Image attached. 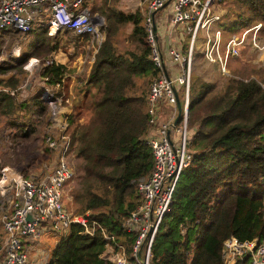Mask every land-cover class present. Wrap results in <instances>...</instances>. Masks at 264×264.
Masks as SVG:
<instances>
[{"label":"trees","instance_id":"16d2710c","mask_svg":"<svg viewBox=\"0 0 264 264\" xmlns=\"http://www.w3.org/2000/svg\"><path fill=\"white\" fill-rule=\"evenodd\" d=\"M213 3L216 12L224 11L220 26L228 38L258 23V33L264 34V0ZM97 8L106 19L101 28L104 38L89 72L78 78L76 98L69 95L68 76L62 82V77L74 71L72 57L68 64H46L60 46L46 27L39 29L30 57L40 59L36 78L42 87L24 94L18 77L0 78V125L16 129L21 139L29 138L34 133L33 115L38 114L42 117L41 151L53 156L54 150L45 142L51 131L50 110L40 96L45 87L62 84L70 110L60 115L66 120L70 151L79 160L77 185L70 191L74 212L89 211V219L120 238L130 252L133 236L122 223L140 202L138 179L147 176L153 166L151 149L145 143L149 130L147 97L159 69L150 60L139 9L124 12L107 0ZM127 24L130 32L121 40L120 30ZM42 30L44 34L39 33ZM72 37L75 52L89 39L87 34L81 41L78 35ZM179 40L185 51L186 39ZM22 62L25 60L0 65V74L25 72ZM222 77L211 82L191 72L187 138L192 159L179 175L155 236L151 264H224L226 239L264 238V65L250 75L232 71L222 73ZM23 158L29 164V157L23 155L14 168L27 176L25 165L20 164ZM3 235L2 231L0 243ZM104 244L99 231L84 235L79 225L71 224L68 234L57 239L47 264H106L100 257ZM248 262L246 256L235 264Z\"/></svg>","mask_w":264,"mask_h":264},{"label":"built area","instance_id":"2783aa9c","mask_svg":"<svg viewBox=\"0 0 264 264\" xmlns=\"http://www.w3.org/2000/svg\"><path fill=\"white\" fill-rule=\"evenodd\" d=\"M88 2L0 0V32L16 31L26 37L35 17L50 13L46 22L49 34L51 28H64L78 36L87 34L89 42L96 45V53L104 38L101 28L105 21L102 15L91 11ZM213 4V0L140 1L149 57L159 72L149 85L147 97L149 130L145 143L151 149L153 166L147 176L138 179L136 188L140 202L122 223L124 230L133 236L130 252L120 238L90 220L89 211L78 214L65 204L64 189L75 174L71 163L74 155L65 132L66 120L60 115L70 110L68 99L63 85L57 83L45 87L40 96L50 110L51 131L45 142L55 152L52 165L48 167V173L16 174L6 181L5 191L12 193L8 204L0 201V225L4 233L0 243V264H47L48 250L40 247L41 237L47 233L58 235L57 239L66 236L71 224L79 225L84 235H93L97 231L102 234L105 244L100 257L106 264H151L155 236L169 209L179 175L192 159L188 150L187 121L192 59L198 35L204 44L203 57L216 64L223 74H229V60L239 55V47L248 34H252L250 44L253 48L264 49V43L259 44L257 38L261 23L224 41L220 26L222 11L216 12ZM179 36H187L185 51ZM52 58L45 63L57 64ZM66 76L62 77V82ZM56 90L61 93L57 95ZM179 92L182 94L181 112L174 124ZM163 101L169 105L170 113L168 119L158 124L157 114ZM246 256L248 264H264V238L239 241L230 237L224 241V264H235L237 259Z\"/></svg>","mask_w":264,"mask_h":264},{"label":"rangeland","instance_id":"374dc122","mask_svg":"<svg viewBox=\"0 0 264 264\" xmlns=\"http://www.w3.org/2000/svg\"><path fill=\"white\" fill-rule=\"evenodd\" d=\"M140 1L141 0H107V3L116 7L121 11L131 13V12H135L136 9H139L141 11ZM102 2L103 0H89L87 5L90 7L91 11L96 12L99 15H102L106 23L105 15L103 14L100 8H97L102 6ZM130 29H131V25L127 24L125 27H123L120 30L119 36L121 40L127 38L126 36L130 32ZM50 30L51 32H53L54 29L51 28ZM243 31L244 30L242 29L234 34L241 35ZM44 32L45 31L42 30L39 33L44 34ZM66 33L64 34L65 41L63 45H58L60 46V49L64 53H67L68 57L71 56L73 61H75L79 55L85 57L86 61L90 59L93 60V56L95 54L94 49L96 45L95 44L92 45L87 39L83 42V44L82 42H80V44L82 45L79 51L75 52L74 47L73 49L69 48L73 46V37H72L73 33H71L70 31H67ZM222 35H223V40L228 39V36L226 35V33H223V31H222ZM251 35L248 34L245 38L244 44L239 47V55L236 56V58H231L229 60L228 63L229 72L233 71V73L235 74L236 71H240L243 72L244 75L248 73L250 75L254 68H258L264 65V49L259 50L251 46L250 44ZM35 38L36 37H30L27 35L26 39L24 38L21 39V36L19 34H14L13 31L0 32V65L6 66L10 64H16L17 61L20 59L25 60V62H22L23 63L22 69L25 72L18 74L16 73L15 70H10L1 73L0 78H4V77L7 78L11 75H15L16 77L19 78V85H20L19 88H21V90L25 92L24 94L29 92L31 93L37 92L39 91L38 89L42 87L41 81H39V79L36 78L39 70L38 62L35 63L34 61L35 59L36 61H39L40 59L35 57H30L31 56L30 52H34L35 51L34 46L37 45ZM82 38H83L82 36H79L77 40L81 41ZM257 38L259 39L258 40L259 44L264 43V34L259 32ZM53 41L55 42L54 39ZM87 44H88V48L86 47ZM203 46H204L203 41L198 35V39L194 47V53L192 59V73L200 76L202 79L211 82L214 81L218 82L223 78L222 73L219 71L216 64L209 63L203 57L201 53ZM83 57L81 59L85 62ZM45 58L46 56L43 59ZM31 62H34L35 64L33 63L31 65ZM72 62L70 63L71 67H72ZM65 63L68 64L69 62L66 61ZM85 64L86 62L83 65ZM25 65L27 66L25 67ZM31 90H33V92ZM35 115L36 114L33 115V120L35 124L32 126V131H34V133L33 135L31 134L29 138L21 139L18 136H16L15 134L16 129L6 128L0 125V182L3 181L2 183H0V201H2L4 204L6 203L8 204V201L11 199V193H12L11 190L5 191V188L7 186L6 181L9 180L10 178H13L14 175L16 174L23 176L22 174H20V171L14 168L15 164L17 163V160L22 158L23 155H27L30 159L29 164L27 163V160L25 158L20 160V164L25 165V170L27 172V175L32 173H40V172L48 173V171H50L48 167L52 165V156H49L41 151L42 145L40 143V135H41L40 131L42 127L41 125H39L40 123L39 121H41L42 117L41 116L37 117L39 116L38 114L36 115V117H34ZM36 146L38 147V150H36ZM71 163L75 174L73 179L67 184V186L64 189V200H65V204L71 210L74 211V207L72 204L73 199L70 191L73 188V186L77 185V176L79 172L76 167L77 164L79 163V160L76 159L75 157H71ZM2 164L5 165L2 166ZM1 229L2 228L0 227V235H2ZM57 237L58 235L53 233H47L41 237L40 247H45L46 248L45 251L48 250L46 259L50 258L51 256L53 247L56 244Z\"/></svg>","mask_w":264,"mask_h":264},{"label":"crops","instance_id":"0c3cea01","mask_svg":"<svg viewBox=\"0 0 264 264\" xmlns=\"http://www.w3.org/2000/svg\"><path fill=\"white\" fill-rule=\"evenodd\" d=\"M50 17V13H45L42 14L41 16H36L34 19V23L32 24V33H29L28 36L30 37H35V32L38 31L41 28H45L46 27V22L47 19ZM67 29L64 28H59V29H54L53 32L51 33L52 38L55 40V42H57L59 45H63L65 39H64V34L67 32ZM176 35V34H175ZM187 37V36H185ZM183 36H179V38L181 40L186 39ZM26 39V38H25ZM36 39V38H35ZM187 40V39H186ZM70 49H73V46L69 47ZM50 57H53L52 59H54L55 62L60 63V64H65L66 61H68L69 57L67 53H64L61 49H59V51L57 52H53L51 53ZM83 56L79 55L77 57V59L75 61L72 62V68L74 69V71L71 74H68V78L70 79L69 81V95H73L74 98H76V96L74 95V92L76 91V86L78 84V78L89 72V69L91 67L92 64V59L86 61V58H84L86 64L83 65L85 62L81 59ZM34 60V59H33ZM36 61V59H35ZM35 64V63H34ZM181 92H179V101L182 100V96H181ZM70 105V104H69ZM170 113V107L166 102H162L160 105V111L157 114V123L161 124L163 123L166 119H168ZM1 227V226H0ZM2 232V229H1Z\"/></svg>","mask_w":264,"mask_h":264},{"label":"water","instance_id":"95a60500","mask_svg":"<svg viewBox=\"0 0 264 264\" xmlns=\"http://www.w3.org/2000/svg\"><path fill=\"white\" fill-rule=\"evenodd\" d=\"M222 13H223V11H222ZM176 105H177V111H178V113H177V116H176L175 120L173 121L174 124H176L177 121L179 120V118H180V112H181V105H180V101H179L178 98H177Z\"/></svg>","mask_w":264,"mask_h":264},{"label":"bare ground","instance_id":"6f19581e","mask_svg":"<svg viewBox=\"0 0 264 264\" xmlns=\"http://www.w3.org/2000/svg\"><path fill=\"white\" fill-rule=\"evenodd\" d=\"M35 61V60H34ZM11 175V174H10ZM5 176H6V174H5ZM10 177V176H9ZM3 181H1L0 183H2Z\"/></svg>","mask_w":264,"mask_h":264}]
</instances>
